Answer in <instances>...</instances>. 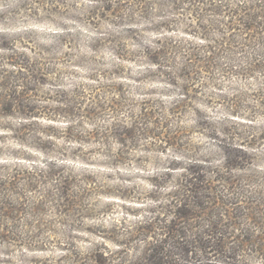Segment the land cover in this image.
<instances>
[{
    "label": "clouds",
    "instance_id": "1",
    "mask_svg": "<svg viewBox=\"0 0 264 264\" xmlns=\"http://www.w3.org/2000/svg\"><path fill=\"white\" fill-rule=\"evenodd\" d=\"M264 264V0H0V264Z\"/></svg>",
    "mask_w": 264,
    "mask_h": 264
},
{
    "label": "trees",
    "instance_id": "2",
    "mask_svg": "<svg viewBox=\"0 0 264 264\" xmlns=\"http://www.w3.org/2000/svg\"><path fill=\"white\" fill-rule=\"evenodd\" d=\"M147 264H161L162 257L159 249H154L151 256L146 257Z\"/></svg>",
    "mask_w": 264,
    "mask_h": 264
}]
</instances>
